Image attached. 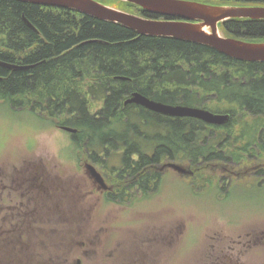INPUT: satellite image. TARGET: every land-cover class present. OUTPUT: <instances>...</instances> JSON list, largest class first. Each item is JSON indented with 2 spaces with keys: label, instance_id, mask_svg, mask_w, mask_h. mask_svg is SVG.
<instances>
[{
  "label": "trees",
  "instance_id": "1",
  "mask_svg": "<svg viewBox=\"0 0 264 264\" xmlns=\"http://www.w3.org/2000/svg\"><path fill=\"white\" fill-rule=\"evenodd\" d=\"M100 1L147 19L181 20L123 0ZM194 1L264 6V0ZM218 29L224 37L264 42V19H227ZM0 60L31 65L22 70L0 66V103L29 107L35 98L52 102L55 119L66 115L58 124L76 129L71 141L75 157L100 160L110 177H120L111 181L121 185L118 192L129 190L133 203L159 189L168 162L191 171L184 174L191 180L223 191L213 178L227 155L237 162L245 159L246 150L235 145L259 142L254 129L264 130V61L232 58L175 37L138 34L75 9L0 0ZM134 91L167 104L228 113L230 119L213 125L124 104ZM91 101L102 102L96 113L90 112ZM113 155L121 164L110 168Z\"/></svg>",
  "mask_w": 264,
  "mask_h": 264
},
{
  "label": "rangeland",
  "instance_id": "2",
  "mask_svg": "<svg viewBox=\"0 0 264 264\" xmlns=\"http://www.w3.org/2000/svg\"><path fill=\"white\" fill-rule=\"evenodd\" d=\"M110 6L120 9L116 5ZM101 106V101H91L90 112L96 113ZM64 119L56 117L55 122H47L33 115L28 106L0 103V168L3 169L0 177L10 179L17 175V168L36 165L37 170L47 173L54 184L69 188L78 185L79 189L83 186L80 195L86 197L90 222L95 223L96 218L97 223L109 227L102 232L104 255L111 254L113 245L119 247L129 240L132 260L141 264H208L207 256L211 251L216 252L212 244L218 251L224 243L223 238L217 240L213 236L224 233L226 238H236L253 228L254 221L262 220L264 225V183L255 187L250 183L254 188L249 189L250 184L232 179L227 189L217 191L214 185L193 181L171 168L165 169L156 192L145 199L140 197L135 203L129 201V209L119 204L103 209L94 206V194L87 193L93 189V178L83 161L94 162L75 157L72 136L55 126ZM113 156L107 163L110 168L121 164L119 156ZM100 166L101 162L96 168L99 170ZM223 174L221 169L219 175ZM6 194L4 191L0 197L3 203L8 201ZM35 222L39 230L27 232L23 238L32 240L31 250L38 260L51 253V238L57 239L63 233L67 247L60 250H66L64 255L68 263L76 264V259H82L77 217L69 219L63 226L55 213L42 212L36 215ZM53 227L58 228L57 231L51 230ZM2 238L0 235V241ZM90 248L91 263L85 259V264H97L95 257L99 254V246L91 245ZM62 251L55 253L62 254ZM252 254L253 251L249 257L252 258Z\"/></svg>",
  "mask_w": 264,
  "mask_h": 264
},
{
  "label": "flooded vegetation",
  "instance_id": "3",
  "mask_svg": "<svg viewBox=\"0 0 264 264\" xmlns=\"http://www.w3.org/2000/svg\"><path fill=\"white\" fill-rule=\"evenodd\" d=\"M29 108L36 117H42L47 122H55L53 112L56 111L57 113L58 111L52 102H39L35 98ZM64 115L65 113L63 118H66ZM55 126L62 130L65 125L55 124ZM254 130H256V138L260 140L259 142L241 145L234 144L246 150L243 152L245 159L237 162L230 159L231 156L227 155L229 160L224 163L222 168L224 174L214 176L213 179L219 183L217 186L223 188V190L228 188L232 179H235L234 182H243L244 184L254 183V187L264 183V137L260 136V131L263 128L257 127ZM73 133L75 132H71L70 135L72 136ZM230 139L231 137L226 132L224 140L229 141ZM227 149L229 150V147ZM92 162L95 165L90 163V161H83L84 166L92 164L96 168L100 160ZM14 168L17 167H12V169ZM0 170L3 171L1 168ZM98 171L102 174L107 188H103L93 180V189L87 191V193L94 194L93 205L103 209L108 205L119 204V206L129 209V190L120 193L117 190L121 188V185L111 181V178L120 177L117 175L110 177L102 167ZM16 174L15 177L10 179L5 176L0 177V189H2L0 197H2L4 191H7L6 195L8 196V201H5V203L0 201V235L3 236L2 241H0V264H39L41 262L42 264H69L64 255L66 250H60L67 247L64 233L57 239L51 238V253L44 256L43 260H38L37 256L33 254L31 250L32 240L23 238L24 234L27 235V232L39 230L35 217L42 212L55 213L63 226L66 225V221L68 222L69 219L77 217L81 238L79 245L83 254L81 255L82 259H76V264H85V259L91 263L90 255H88L91 245L99 246V254L95 257V263L97 264L104 262L134 264L135 261L132 260V247H129V240H126V243H122L123 245L119 247L116 244L113 245L110 255L102 253V232L109 229V227L97 223L98 219L96 218L95 223L90 222L88 213H86V208L88 207L84 200L86 197L80 195L84 189L83 186H80L79 189L78 185L69 188L63 187L60 183L54 184L47 173L37 170L36 165L17 168ZM127 186L129 188V185ZM254 187L251 184L249 185V189ZM262 222V220L254 221L253 228L236 238H226L224 233L223 235L221 233L220 236H213L212 238H217V240L218 238H223L224 243H222V247L218 251L216 246L212 244L216 252L213 253L211 251V255L207 256L208 264H264V225ZM112 227L113 224L110 225V228ZM57 229L53 227L51 230L57 231ZM8 232L11 235H5ZM18 232L19 234L17 235ZM57 250L62 251V254L59 252L56 254ZM94 251L96 252V248ZM130 251L131 254L129 253ZM252 251L251 258L248 254L252 253ZM135 264L141 263L137 261Z\"/></svg>",
  "mask_w": 264,
  "mask_h": 264
},
{
  "label": "water",
  "instance_id": "4",
  "mask_svg": "<svg viewBox=\"0 0 264 264\" xmlns=\"http://www.w3.org/2000/svg\"><path fill=\"white\" fill-rule=\"evenodd\" d=\"M20 1L71 8L101 20L124 25L138 34L175 37L211 46L232 58L255 62L264 61V42H246L224 37L218 30V23L227 19H264V6L261 5H213L194 0H123L136 4L146 11L181 18V20H154L105 5L97 0ZM23 20L29 28L37 31L28 19L23 17ZM205 28L208 31L204 30ZM0 66L10 70H22L31 67V65H17L2 60H0ZM124 104L140 105L152 112L168 117L196 118L213 125H223L230 118L228 113H216L197 106L156 101L137 91L127 96ZM62 128L68 132H76V129L69 126ZM85 167L93 180L106 189L107 186L102 174L92 164H87ZM164 168H172L182 174L191 173L175 162H168Z\"/></svg>",
  "mask_w": 264,
  "mask_h": 264
},
{
  "label": "bare ground",
  "instance_id": "5",
  "mask_svg": "<svg viewBox=\"0 0 264 264\" xmlns=\"http://www.w3.org/2000/svg\"><path fill=\"white\" fill-rule=\"evenodd\" d=\"M204 30L208 31V29H207V28H205ZM71 128H73V127H71ZM74 129H75V128H74Z\"/></svg>",
  "mask_w": 264,
  "mask_h": 264
}]
</instances>
